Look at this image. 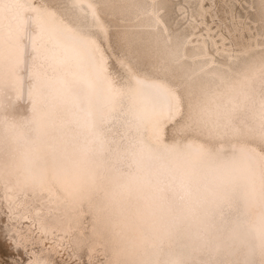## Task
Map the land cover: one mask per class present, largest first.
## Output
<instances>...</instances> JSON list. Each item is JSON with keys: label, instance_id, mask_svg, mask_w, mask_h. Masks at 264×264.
Wrapping results in <instances>:
<instances>
[{"label": "bare ground", "instance_id": "6f19581e", "mask_svg": "<svg viewBox=\"0 0 264 264\" xmlns=\"http://www.w3.org/2000/svg\"><path fill=\"white\" fill-rule=\"evenodd\" d=\"M202 15L0 0V237L24 264H264V36L217 48Z\"/></svg>", "mask_w": 264, "mask_h": 264}, {"label": "rangeland", "instance_id": "374dc122", "mask_svg": "<svg viewBox=\"0 0 264 264\" xmlns=\"http://www.w3.org/2000/svg\"><path fill=\"white\" fill-rule=\"evenodd\" d=\"M262 5L263 3L261 0H202L203 15L198 19L193 32L196 37L209 36L215 43V47L225 48L231 52L239 50L242 46H255L256 42L262 44L264 28L258 16V12L262 9ZM178 20L182 26L186 25L184 19L178 17ZM120 31L121 30H117L116 33ZM120 35L121 34L115 36V39L121 40ZM120 43H122V41ZM116 45L118 46V42ZM261 49H264V46H262ZM211 51H213V49L209 47V52L213 53ZM113 67H115L114 62ZM261 149L264 151V147H261ZM129 165L130 167L125 166L123 169L133 170L135 164ZM154 166L155 165H152V167ZM129 182L133 185V180H129ZM150 185L152 189L157 188L155 182H150ZM143 188L145 189L146 186H143ZM143 196L146 195L143 194ZM146 197L150 200V205L155 207H158L161 202L165 200L160 193L154 198L149 196ZM2 221L3 223L5 222V220ZM27 256L28 251L25 253V251L20 248L19 251H17L10 241L0 237V262L7 261L8 264H11V258L18 262L25 261ZM57 259L58 261L61 260L68 264H84L78 259L72 258L68 248H63ZM91 264H97V262L92 261Z\"/></svg>", "mask_w": 264, "mask_h": 264}, {"label": "snow or ice", "instance_id": "6c2138e0", "mask_svg": "<svg viewBox=\"0 0 264 264\" xmlns=\"http://www.w3.org/2000/svg\"><path fill=\"white\" fill-rule=\"evenodd\" d=\"M16 250L19 251V248L17 247ZM25 253H27V250H26V249H25ZM0 264H8V262H7V261H2V262H0ZM11 264H24V262H23V261H19V262H17V261H15V260H13V261L11 262Z\"/></svg>", "mask_w": 264, "mask_h": 264}]
</instances>
